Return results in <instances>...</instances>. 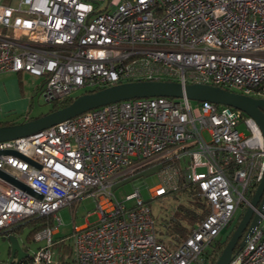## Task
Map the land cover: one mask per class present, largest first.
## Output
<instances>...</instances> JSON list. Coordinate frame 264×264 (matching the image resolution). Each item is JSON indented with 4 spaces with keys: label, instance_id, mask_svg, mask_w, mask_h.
<instances>
[{
    "label": "built area",
    "instance_id": "2783aa9c",
    "mask_svg": "<svg viewBox=\"0 0 264 264\" xmlns=\"http://www.w3.org/2000/svg\"><path fill=\"white\" fill-rule=\"evenodd\" d=\"M45 76L46 101L118 83H206L264 99V0H18L0 4V73ZM81 93V94H82ZM242 110L156 95L91 108L38 132L0 140V232L39 215L32 264H58V210L86 197L98 219L74 226L75 264H209L207 250L264 177V135ZM244 121L247 133L237 128ZM153 170L158 197L195 185L209 208L169 248L139 189L116 198L125 179ZM229 264H264V211ZM91 212H89L90 214ZM29 253V254H30ZM4 264H8L5 262Z\"/></svg>",
    "mask_w": 264,
    "mask_h": 264
},
{
    "label": "water",
    "instance_id": "95a60500",
    "mask_svg": "<svg viewBox=\"0 0 264 264\" xmlns=\"http://www.w3.org/2000/svg\"><path fill=\"white\" fill-rule=\"evenodd\" d=\"M172 96L186 95L195 100H208L215 103L226 104L238 108L252 116L264 135V99L254 98L249 95L236 93L220 86L206 83H190L183 85L177 81L167 80H143L118 83L96 91L85 92L76 96L69 104L53 111L44 113L38 117L13 124L0 125V140L14 139L28 136L59 123L63 120L79 115L91 108L105 105L118 100L147 97V96ZM14 150H2L0 153H10ZM0 177L10 183L19 186L28 192L41 196L36 190L18 180L16 177L0 169ZM252 206H248L240 219L236 229L224 246L215 264H229L235 248L243 247L254 227L259 223L260 215L254 212L253 206H258L264 211V177L259 183L251 200ZM11 247L9 263L14 259L19 261L29 252L25 251L16 235L8 236Z\"/></svg>",
    "mask_w": 264,
    "mask_h": 264
},
{
    "label": "rangeland",
    "instance_id": "374dc122",
    "mask_svg": "<svg viewBox=\"0 0 264 264\" xmlns=\"http://www.w3.org/2000/svg\"><path fill=\"white\" fill-rule=\"evenodd\" d=\"M45 76H40L29 71L22 73L14 71H6L0 73V121L11 119L21 120L28 113L38 115L47 112L54 101H46L42 95V84ZM82 92H77L78 96ZM238 111L240 109L237 108ZM30 111V112H27ZM242 112V111H241ZM244 116L247 113L242 112ZM237 128L240 131L248 132L244 121L238 123ZM159 181V176L156 171L149 170L141 175L133 178L125 179L117 187L114 188V194L117 199L124 201L126 204H132L133 200H125L126 195L139 189L141 198L147 205L150 206L153 216L156 221V233L161 240L169 247L174 248L176 239L168 231V221L174 212L179 209L181 203H188L189 196L186 192L179 190L167 192L158 197H152L149 188ZM96 208V200L93 197H86L83 200L75 202L73 205H68L60 208L57 214L62 219V224L59 226V235H68L74 230V226H81L89 220L94 222L98 219L93 211ZM248 208V207H247ZM240 207L235 213L230 223L222 230L220 236L226 235L234 225L241 219L246 211ZM89 212H91L89 214ZM29 227H25L23 233L18 235V239L23 246L27 241ZM33 251L37 247V242L34 238L29 242ZM10 241L0 235V261L3 262L9 257L8 249ZM58 264L59 262V257ZM68 260L75 264L72 254L68 256ZM198 264V263H192Z\"/></svg>",
    "mask_w": 264,
    "mask_h": 264
},
{
    "label": "trees",
    "instance_id": "16d2710c",
    "mask_svg": "<svg viewBox=\"0 0 264 264\" xmlns=\"http://www.w3.org/2000/svg\"><path fill=\"white\" fill-rule=\"evenodd\" d=\"M76 96L68 97L63 100H56L52 104L51 108L47 111H53L58 108H61L67 104H69ZM30 112V111H27ZM45 112V113H47ZM44 113L38 115L27 114L21 120L11 119L7 121H0V125L4 124H13L22 122L28 119H32L38 117ZM179 191L186 192L189 196L188 203H181L179 205V209H177L171 218L168 221L167 227L168 231L172 234V236L176 239V241H182L185 239L188 234L195 228V226L200 223L204 217L209 212V208L207 206L206 201L199 196L198 188L195 185L183 186L179 189ZM243 216V215H242ZM242 218V217H241ZM52 216L51 215H39L30 217L22 222L17 223L11 228L4 229L0 232V235L4 238H8L10 235H21L25 227H29V232L27 235V241L22 246L25 251L31 252L29 242L34 238L37 230L44 229L47 226L52 225ZM238 222L234 225V227L226 234L220 237H217L212 242L209 249L206 251L207 256L210 258L209 264H215L217 258L221 254L224 246L230 239L234 230L236 229ZM68 235H59L56 237L55 248L57 250V258L59 257L60 264H72L70 260H68V256L72 253V248L70 242L68 241ZM239 247L235 248L237 251ZM9 257L7 260L3 262L0 261V264H4L8 262V264H32V255L31 253L28 256H24L19 261L13 260L9 263V258L11 256V247L8 249Z\"/></svg>",
    "mask_w": 264,
    "mask_h": 264
},
{
    "label": "crops",
    "instance_id": "0c3cea01",
    "mask_svg": "<svg viewBox=\"0 0 264 264\" xmlns=\"http://www.w3.org/2000/svg\"><path fill=\"white\" fill-rule=\"evenodd\" d=\"M18 0H0V4H7V5H15L17 4ZM24 71H20L22 73Z\"/></svg>",
    "mask_w": 264,
    "mask_h": 264
}]
</instances>
